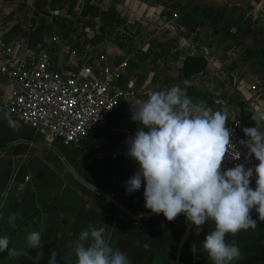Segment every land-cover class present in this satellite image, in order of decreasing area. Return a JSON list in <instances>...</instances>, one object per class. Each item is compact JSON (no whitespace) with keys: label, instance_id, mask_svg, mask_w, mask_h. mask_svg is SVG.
Listing matches in <instances>:
<instances>
[{"label":"crops","instance_id":"1","mask_svg":"<svg viewBox=\"0 0 264 264\" xmlns=\"http://www.w3.org/2000/svg\"><path fill=\"white\" fill-rule=\"evenodd\" d=\"M131 11V18L123 19L121 26L117 27L118 31L124 30L126 36L117 35L113 41L122 37V40H119L122 52L128 45L140 46L149 38L156 46H161V56H158L159 60L155 63L163 65L158 66L160 70L154 74L157 84L147 85L142 90L136 89L135 86L137 91L134 89L132 101H127L132 111H135L154 92L173 87L171 80L174 77L176 81H182L183 59L194 54L192 49L199 52L206 48L201 45V31L194 29V26L186 29L184 25L172 20L171 15L168 17V13L164 12L162 4L154 6L147 1L131 0ZM188 15H191L188 18L189 23L200 19L193 13ZM104 45L103 39H100L96 48L106 49L109 53L110 48ZM111 47L115 50L114 45ZM172 55L175 76L172 70L164 67V64H171L166 61ZM131 69L129 75L135 74L133 67ZM127 76L128 73L125 74V77ZM128 80L135 82L134 78L126 79V82ZM193 81L183 85L189 86ZM180 88L182 92L189 90L186 86L180 85ZM5 91L7 92L6 87ZM233 111L237 116L238 110ZM0 113L3 114L1 108ZM8 121L10 120H0V237L8 236L9 247L15 248L21 255L9 257L7 251L0 253V264H48L52 251L57 253V264H75V242L80 232L89 225L97 228L105 226L106 242L113 249L118 248L126 252L131 264H213L203 249V241L206 235L214 230V222H206L202 226L203 231L197 235L195 226L188 227L183 214L170 222L163 214H152L146 209L143 182L138 191L126 194L124 182L139 168L138 162L126 156L127 151L96 154L90 158L79 154L76 148L62 147L58 142L46 144L36 134L43 141L39 144L38 140L21 135L19 128ZM138 124L141 128L142 125L139 122ZM36 146L39 150L53 152L58 158H63L59 150H77L79 161L76 170L81 179L90 186L103 190L120 206L129 208L132 214L121 210L80 182V186L70 182L64 171L52 167L56 162L51 159L48 160L50 164L45 165V161L38 163L24 173L26 167H29L28 158H25L26 151ZM51 148L55 150L51 151ZM13 214L20 217L14 226L8 222ZM250 215L257 220L255 228L241 230L235 236L228 234L225 237L226 243L235 242L240 250L239 258L232 264H264V221L259 220L255 209ZM32 231L41 233L42 249L27 247L26 238Z\"/></svg>","mask_w":264,"mask_h":264},{"label":"rangeland","instance_id":"2","mask_svg":"<svg viewBox=\"0 0 264 264\" xmlns=\"http://www.w3.org/2000/svg\"><path fill=\"white\" fill-rule=\"evenodd\" d=\"M143 1L154 6L162 4L164 12L168 13V17L171 15L172 20L184 25L186 29L194 26V29H199L202 33L201 45L206 49L199 52L192 49V52L193 55L206 58V70L189 86L183 85L184 82L179 78L176 81L174 77L171 80L172 86H186L189 90H183V93L192 100L193 105L211 108L213 112L219 111L227 119V115L232 114L233 110L237 109L239 112L240 104L253 115V103L245 101L243 96L250 93L264 97V0ZM52 10H59V16L52 18L49 15ZM130 12L131 0H0V41L11 44L16 55L21 57L50 50L51 68L70 70L75 66L72 51L81 55L94 47L95 50L90 52L96 55L97 52L106 50L96 48L97 44L92 43V40L99 37L101 41L103 39L104 46L110 48L108 56L111 61L115 62L121 53H127L130 58L131 67L122 73L117 87H124L126 79L134 78L136 89L142 90L147 85L157 84L154 74L160 70V65L155 61L161 56V46H156L148 38L146 43L140 46L128 45L121 52L119 40L122 37L113 39L117 35H125V31L121 29L122 33L117 27L121 26L123 19L131 18ZM173 13L178 18H173ZM190 13L200 19L189 23ZM111 45H114L115 50ZM170 62V65L164 64V67L172 70L175 76L173 55L167 58L166 63ZM132 67L135 74L129 75ZM5 87L6 81L0 77V101L5 97ZM133 97L134 95L131 98ZM131 98L127 101H132ZM0 120H10L8 122L16 125L21 135L38 140L39 144L43 142L30 129L2 113ZM255 126V121L251 119V127ZM59 152L63 158H58L48 150H39L37 146L30 147L25 156L29 167H26L24 173L38 163L45 161V165L50 164L48 160L51 159L56 162L53 168L64 171L70 182L80 186L63 164L66 161L81 178L76 170L79 161L77 150L62 149Z\"/></svg>","mask_w":264,"mask_h":264},{"label":"clouds","instance_id":"3","mask_svg":"<svg viewBox=\"0 0 264 264\" xmlns=\"http://www.w3.org/2000/svg\"><path fill=\"white\" fill-rule=\"evenodd\" d=\"M251 118L257 126L243 129L249 139L241 143L258 165L246 169L244 164H237L222 172L232 135L224 114L193 105L179 85L154 92L132 111L131 119L142 127L134 138L125 140L126 156L139 164L124 182L126 194L138 191L143 182L146 209L163 214L170 222L183 214L197 235L206 222H214V230L203 241L213 264H232L239 258V248L235 242L226 243L225 237L255 228L257 220L250 215L253 209L264 221V131L260 130L264 112L256 111ZM234 158L239 159L240 154ZM254 174L253 190L250 181ZM19 218L13 214L8 222L14 226ZM105 233V226L92 225L80 232L73 249L75 264H131L126 252L106 242ZM26 239L29 249H42L40 232L32 231ZM9 245L8 236L0 237V253L21 255ZM48 264H57L55 251L50 253Z\"/></svg>","mask_w":264,"mask_h":264},{"label":"built area","instance_id":"4","mask_svg":"<svg viewBox=\"0 0 264 264\" xmlns=\"http://www.w3.org/2000/svg\"><path fill=\"white\" fill-rule=\"evenodd\" d=\"M59 14V10L49 13L52 18ZM172 17L178 18L176 14ZM94 50L92 47L81 55L72 51L75 66L56 70L51 68L50 50L21 57L11 44L0 41V77L6 81L7 89L0 102L3 114L31 129L46 144L58 142L62 147L77 149L91 130L106 125L108 113L120 101L126 102L134 95L133 80L125 82L124 87L116 85L129 67L127 53H121L114 62L106 50L93 55L90 51ZM243 99L253 103V113L264 112L263 96L249 93ZM227 116L226 127L232 130L231 145L221 171L237 164L254 168L259 161L254 155L249 157L247 147L241 143L249 138L243 133L238 117L234 113ZM260 130L264 131V124ZM239 154L240 158L235 159ZM255 181L254 174L250 181L253 190Z\"/></svg>","mask_w":264,"mask_h":264},{"label":"trees","instance_id":"5","mask_svg":"<svg viewBox=\"0 0 264 264\" xmlns=\"http://www.w3.org/2000/svg\"><path fill=\"white\" fill-rule=\"evenodd\" d=\"M264 20V16H263ZM99 37L92 40V43H99ZM208 61L202 55H187L182 62L181 77L184 83H190L197 76L201 75L207 68ZM238 119L241 129L248 128L252 114L239 105ZM132 109L124 101H120L106 117V125L89 132L77 148L78 153L92 158L96 154H116V146L127 136H135L139 129L138 122L131 119ZM244 133V132H243Z\"/></svg>","mask_w":264,"mask_h":264},{"label":"water","instance_id":"6","mask_svg":"<svg viewBox=\"0 0 264 264\" xmlns=\"http://www.w3.org/2000/svg\"><path fill=\"white\" fill-rule=\"evenodd\" d=\"M129 138H134V136L129 135L127 136L124 140H122L115 148V151L117 153H123L125 151H127V145L125 144V140L129 139ZM50 148V147H49ZM51 150H55L53 148H51ZM60 156V155H59ZM63 164L66 166V168L69 170V172L74 176V178L80 182L83 186L87 187L88 189H90L91 191L98 193L100 196H102L103 198H105L106 200H108L109 202L113 203L115 206L119 207L121 210L126 211L130 214H132V211L129 208H123L122 206H120L117 202H115L113 200V198L111 196H107L103 190L101 189H96L92 186H90L89 184H87L85 181H83L76 173L75 171L67 164L66 161L63 162ZM140 211V209L138 210V212Z\"/></svg>","mask_w":264,"mask_h":264}]
</instances>
